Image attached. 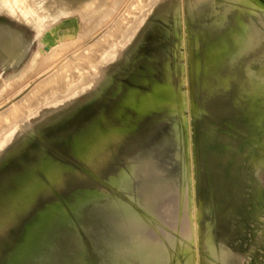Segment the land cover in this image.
Returning a JSON list of instances; mask_svg holds the SVG:
<instances>
[{"label":"bare ground","instance_id":"bare-ground-1","mask_svg":"<svg viewBox=\"0 0 264 264\" xmlns=\"http://www.w3.org/2000/svg\"><path fill=\"white\" fill-rule=\"evenodd\" d=\"M108 1L0 0L2 8L8 9L13 14L20 12L24 22L38 32L35 37L29 38L16 28L0 24V54L9 55L13 67L16 66L17 69L22 64L29 56V51L34 43H36V49L29 56V70L27 72L33 71L42 75L44 71L48 68L50 69L59 59L63 58L49 72L48 76L44 77L42 82L35 85L28 94L26 93L27 95L24 98L0 114V118L7 116L12 119L11 125L0 128V154L13 141L17 139L20 141L19 145L7 151L0 161V196L5 192L10 194L8 195L10 196L8 197L9 199L6 200L7 197H5V204L10 203L12 212H10L9 217L13 218L11 224L17 223V221H14L15 218L23 217V213L30 207V203L34 201L36 195L42 194L48 189L58 191L60 187H65L67 184L74 186L70 188H75L74 183L76 184V182L74 181V177L77 179V173L67 174L66 166H62L59 160L47 150V147L60 146L61 148H66L68 154H73L82 159L81 161L85 162L90 170L98 171L97 174L91 173L93 176L101 177L104 175L102 172H105L110 167L109 164L120 155L119 153L124 149L126 142L134 136L141 135L138 132L140 130V120L144 115L153 116L155 113H162L164 116L169 115L172 117L180 115L183 116L181 123L188 126V121L182 114L183 110L188 109L195 116L202 113V109L194 97L195 93L199 90L211 92L216 87L224 85L226 81L220 74V68L226 63V59H233L244 50L252 48L255 50V46L259 45L264 39L263 30L261 31L260 27H257L258 23L251 18H248L250 19V23H247L243 19L244 13L257 14V16L262 15L264 17V0H226L230 8L239 10L235 16L237 27L228 28L222 32H218L216 35H212L202 30L193 31L186 25V29L184 28L186 35L180 36L179 41L174 42L170 48L171 53L168 59L163 57L164 59L161 61L157 58L137 60L135 58V55L138 54L137 48L133 46L131 48V45L135 41L137 32L147 19L146 16L148 14L146 13L147 15L145 14L144 17L140 15L142 18L128 22V19L131 18V12H127L128 14L118 17L110 27L111 30L116 29L121 32L119 44H122L123 48L130 49H128L129 56L126 57L125 54H122L123 48L119 49V51H115L114 48L111 54L102 51L100 55L107 57L105 69L98 66L99 70L96 72V76L90 78L88 77L89 71L85 68L87 66V62L85 61L87 53L92 49V45L86 46L81 51L79 49L80 52H72V55L67 56L75 47V45L67 43L80 34L81 24L85 28L84 31L87 29L93 19L91 14L94 12L98 13V9L101 10L102 8L100 7H103L104 4L106 7L103 8L104 10L101 13L106 11ZM159 1L162 0H156V3L153 5H156ZM226 16V12L222 14L221 11L220 20L219 22L215 21V23L222 26L221 23L227 21ZM19 20L22 21L20 17ZM215 23L213 24L214 26L212 25L213 27H215ZM207 28L205 27V29ZM3 31L8 33V37L3 34ZM141 37L143 39V35ZM66 45L68 46L66 47ZM161 49L163 50V48ZM165 52L167 51L165 50ZM100 55L96 54V58L98 59ZM123 55L127 63H132V66H129L131 67L129 68V72L125 73L132 84H125L119 81L118 76L121 75L122 69L118 68L114 73L108 72L109 64L118 60ZM245 56H248V54H245ZM173 58H176V61L172 63L169 59ZM180 58H183L185 63L178 61ZM138 64H142L144 68H140ZM259 70L261 76H256L257 71L255 70H250L248 76L253 86L251 89L253 95L262 96L264 104V66ZM157 71H160L159 77L154 76ZM98 74L100 78H96ZM94 78H96V81L99 79L98 81L102 80L103 82L100 90L94 88L95 93L91 94L92 101L95 100L99 103L96 109L93 108L82 114H78L76 117L73 116L74 119L70 121L69 125L67 124V128H62L53 133H48L47 128L33 129L34 131L31 133V136H33L32 138L36 137L33 141L30 137L23 136V132L28 130L23 131V128H27L29 125L33 127L38 122L46 120L68 101L62 99L71 96L79 88L85 86L86 91H92L89 87L91 85V87H96V84L88 83L91 79L94 80ZM238 80L241 79L238 77ZM21 81L24 82L23 79ZM78 81L80 82L78 83ZM46 82L52 83L51 93H44L43 96L29 102V98L35 97L38 88ZM58 87H62L64 92H59L57 90ZM242 90L247 91L245 87ZM108 92L111 94L112 100L106 97ZM27 103L28 105L24 107ZM21 106H23L22 109L20 108ZM261 136L260 141L264 144V130ZM177 137L181 145L180 151L176 154L180 165V172L177 174L179 176L173 178L169 173L163 175L164 172L162 173V171H152V175L156 178L148 190L143 189L138 194H135L136 192L130 193L128 192V184L133 180V177L137 175H150V169H152L148 163L142 160V162L140 161L141 163H138L131 159L128 161L127 168H121L118 174L113 175L109 181L111 186L117 191V196L107 197L108 194L106 195L103 189L94 187V185H91V187V183H85L86 180H84V183L87 186L89 185L88 188H91L81 191L75 197L67 198L66 203L70 211L77 213L83 206H86L93 200H107L110 209L123 214L127 218L130 231L139 238L138 245L146 246L150 241L157 242L165 252L164 256L167 258V263H158L153 256H148L145 258L144 264H171L172 262L176 264H228L224 258L229 255V250L225 247L224 242H218L217 238L215 239L212 227L213 223L209 222L203 227L198 220L203 217V210L210 212L211 204H214L217 208L216 224L219 231L215 233L216 236L218 235L220 239L227 242L233 240V236H235L238 230L235 229L232 223L224 222L238 216L234 210L236 207L244 208V206H247V201L244 197V189L246 187L240 181H232L222 192L226 195L225 198H227L228 202L225 200L206 201L208 205L205 204L206 206H204L205 201L202 199L198 201L196 193L197 185L203 182V175L206 171L205 159L202 161V159L197 157V147L195 149L191 145L192 141L191 144L189 143L186 135L181 140V133L177 132ZM37 140L39 143H37ZM188 146L191 148L189 154L186 151ZM119 159H121L120 156L118 161ZM253 161L256 168L255 173H257L259 167L264 166V157L260 161L256 159H253ZM72 171L70 170V172ZM244 180L246 184L250 185L249 189H251L249 208H252L253 234H256V225H264V210L259 208L263 200L261 196V184L257 177L253 181H248L247 178ZM123 193H127L128 200H123L120 195ZM16 195H18L17 198L15 197ZM53 197L55 196L53 195ZM19 202L21 204L24 203V206H19ZM136 204L142 208V212L134 209V205ZM15 208L21 211H13ZM2 219L0 224H3L5 220L2 222ZM222 222L224 225H221ZM32 223L33 226L28 227L24 232V243L22 246H19L18 250L15 248L16 254L14 253L15 255L11 256L19 257L24 255L22 260L12 259L11 264H25L21 262L28 259L32 260L39 253L44 255L43 262L39 261L41 262L40 264H123V258L120 254L118 256L104 254L108 246L101 238V233L92 231L91 228L87 227V223H85L83 227L86 233L91 235L92 248H94L93 258L90 249L75 231L70 214L65 212L63 206L58 202L56 204L53 203L50 209H46L38 214ZM6 226L9 225L6 224ZM59 226L62 228L60 229ZM163 226L167 227L168 230L164 231L162 229ZM150 227L154 228L164 237L158 238L150 234L148 231ZM2 232L0 231V233ZM153 233L156 232L154 231ZM42 235L40 245L37 247L38 243L36 240L40 237L36 236ZM4 237L6 238V235ZM31 241L33 243L29 246ZM64 244H68V246L75 250L71 256L67 254L68 252L63 254L61 245ZM258 244L264 248V238ZM8 255H6V260L8 259ZM5 261H2V264ZM39 262L36 264H39ZM5 263L7 264V261Z\"/></svg>","mask_w":264,"mask_h":264},{"label":"rangeland","instance_id":"rangeland-1","mask_svg":"<svg viewBox=\"0 0 264 264\" xmlns=\"http://www.w3.org/2000/svg\"><path fill=\"white\" fill-rule=\"evenodd\" d=\"M154 3H156V0H109L108 8L104 13L101 12L102 10H104L103 8L106 7L105 4L103 5V7H100L102 8L101 10L98 9V13L94 12L93 14H91L93 19L91 20L85 31L83 24H81V28L79 31L80 34L75 36V38L67 43L69 45H75L73 51H71L67 56L72 55V52H80L83 48H86V46L88 47V45H92V49H90L89 53H87L86 55L87 59L85 62H87V66H85V68H87L89 71L88 77L93 78L94 76H96V72L99 70L98 66H101L103 69H105V65L107 63V57L101 56L100 53L102 51H106L108 52V54H111L114 51V48L115 51H119V49L121 50L123 48V45L119 44V37L121 32L117 31L116 29L111 30L110 25H112L118 17H121L122 15L128 14L130 12L131 18L128 19V22H131L134 19L136 20L138 18H142V16L144 17L146 13L148 14V16H146L147 19L141 25L137 32L135 41L131 45V48L132 46L137 48L138 54L135 55V58L137 60H149L148 58H157L159 59V61H161L164 58L168 59V56L171 53V46L174 44V42L179 41L178 39L180 38V36L183 37V35H186V25H188L193 31L202 30L209 32L212 35H216L218 32H222L228 28L237 27L235 16L237 15V12L239 10L236 8H230L228 5V1L226 0H162L159 1L156 5H153ZM150 9L151 11H149ZM221 11L222 14L226 12L227 21H224L223 23H221L222 26H219L215 23V21L219 22ZM16 14H13L8 9L2 8L0 6V24L16 28L24 35H27L29 38L35 37L38 32L24 22L23 16L20 15V12H16ZM19 17L22 19V21L19 20ZM248 18H251L256 23H258L257 27H260L259 29L261 31L263 30L264 33V17L262 15L257 16V14L244 13L243 19L247 23H250V19ZM213 22L216 24L215 27H213ZM178 26L180 27V29ZM205 27L208 28L205 29ZM215 28H217L216 31ZM212 30L215 32H213ZM3 34L8 37V33H5V31H3ZM142 35L143 39L141 37ZM115 44L117 45L115 46ZM67 46L68 45H66V47ZM160 47L163 48V50ZM35 49L36 43H34L31 47L29 56L33 53V51H35ZM123 49L124 50L122 51V54H125V56L128 57V51L130 49ZM165 50L167 52H165ZM253 50L254 48L244 50L238 53L233 59H226V63L220 68V74L226 81L224 85L216 87L211 92H204L203 90H199L197 93H195L194 97L202 109L201 112L204 113H199L195 116L191 114L188 109L183 110L182 114L187 119L188 126L181 123V118L183 116L180 115H176L174 117L169 115L164 116V114L162 113H155L153 116L144 115L140 120V130L138 132L139 134L141 133V135L136 134L138 136H134L132 137V139L126 142L124 149L119 153L120 155H118L117 159L109 164L110 167L107 168L105 172H102V174L104 173V175L101 176L102 178L93 176L91 173L97 174L98 171L90 170L88 165L85 162L81 161L82 159H79V157L73 154H68L66 148L62 147L64 149L63 151L60 146L47 147V150L56 159L59 160V163L64 167L66 166L67 174L77 173L78 180L76 179V177H74V181L76 182V184L74 183L75 188H70L74 186L69 184H67V186L65 187H60L58 191H52L48 188H45L48 190H45L44 193L36 195L34 197V201L30 203V207L26 209L27 211L25 210L22 215L23 217H17L14 219V221H17L16 224H11V222H13V218L9 217L10 212H12L10 203L5 204V197H7L6 200L9 199L8 197L10 196L8 195L10 194H8V192H5L2 196H0V222L1 218H3L2 222L5 219L3 224H0V231H3L2 233H0V243L2 244H0V264H2V261L6 260V255H8L9 253L11 254L8 255V259L6 260L7 264H11L12 259L18 261L22 260V257L24 255H21L19 257L11 256H13L14 253L16 254V250H18L20 248L19 246H22V244L24 243L23 235L25 230L28 227L33 226L32 222L35 220L38 214L46 209H50L53 203L56 204V202L60 203V205L63 206V210L70 214L75 231L83 239L86 246L90 249L91 256L93 258L94 248H92L91 235L86 233L83 227L85 223H87V227L91 228L92 231L101 233V238L108 246L104 254H114L116 256L120 254L123 258V264H144V260L148 256H153L158 263H167V258L166 256H164L165 252L157 242L150 241L149 244H146V246L138 245L139 238L137 235L133 234L130 231L127 218H125L123 214H119L110 209L109 202L107 200H93L86 206H83L79 211H77V213H73L72 211H70V208L66 203V199L77 196L81 191L85 189H90L92 187L91 185L103 189L106 195H109H107V197L117 196V191L111 186L109 181L113 175L118 174L121 168H127V164L129 163L128 161L131 159L137 161L138 163L142 160L143 162L148 163L150 168L152 169H150V175H137L136 177H133V180L128 184V192L130 193L136 192L135 194H138L143 189L148 190V188L150 187V185H152V182H154L156 178L154 175H152V171H162V173L164 172L163 175L169 173V175H171L173 178L175 176H179L177 174L180 172V165L176 154L180 151L181 145L180 140L177 137V132L181 133V140H183V137L186 135L188 137L189 143L191 144L192 141L191 145L195 149L197 147V157L199 159H202V161H204L205 159L204 162L206 164V171L203 175V182L197 185L196 193L198 201L201 199L205 201V203L203 204L204 206L208 205L206 204V201L208 202L214 200H225L226 202H228L227 198H225L226 195L222 192L232 181H240V183H242L243 186L246 187L244 189V197L247 201V206H244V208L236 207L234 210L238 216H236L234 219H229L224 222L232 223L235 229L238 230L235 233V236H233V240L227 242L220 239L218 235L216 236L215 233L218 231V225L216 224L217 208L214 204H211L210 212L203 210V217H201L198 221L203 227L206 226L209 222L213 223L212 227L215 239L217 238L218 242H224L225 247H227V249L229 250V255L224 258L225 260H227L228 264H264V248L260 246V244H258L264 238V225L257 224V233L253 234L254 224L251 215L252 208H249L251 189H249L250 185L248 183L246 184V181L244 180L247 178L248 181H253L257 177L261 184V196L263 199L260 203L259 208L264 210V166H260L257 173H255L256 168L253 161V159L260 161V159L264 157V144H262L260 141V139L262 138L261 134L264 130V104L262 102V96L253 95L251 91L253 86L251 85L248 76L250 70L257 71L258 73L256 72L255 75L261 76V74H259V69L263 68L264 66V39L260 42L259 45L255 46V50ZM163 51L165 52V54ZM96 54L100 55V57H98L99 61H101L100 63L96 58ZM245 54H248V56H245ZM166 55L167 57H165ZM4 56L5 55L3 53L0 54V59L4 58ZM7 56L9 57V55ZM29 56L17 69L16 66H12L13 73L11 75V84H14L16 86L10 85L12 89L11 95L9 94L10 96L2 97V95L8 94V91H2V93L0 94V114L6 111L7 108L11 107V105L17 103V101H20L22 98H24L33 89V87L42 82L44 80V77L46 78L49 72L59 64V61L63 59H59L55 65H53L50 69L48 68L46 70L47 72L44 71L41 75V73L37 74L33 71V73L27 72L29 70ZM125 56L123 55L118 60L113 61V63L109 64L108 72L114 73L118 68H120L122 69V72L120 73L121 75H119L120 77L118 76L119 81L125 84H132L129 77L126 75L129 72V68H131L129 66H132V63H127L126 58H124ZM240 58L243 60H241ZM136 59L135 61H137ZM169 61L173 63L174 61H176V58H173L171 60L169 59ZM178 61L185 63V60L183 58H180V60ZM138 66L140 68H144L142 64H138ZM1 69L4 73L5 67L0 66V70ZM8 72L10 73V71ZM159 73L160 71H157L154 76L159 77ZM99 74L96 78L99 77ZM26 76L28 77L26 78ZM238 77L241 80H238ZM96 78H94L95 81L91 79V81H89L88 83L96 84V87H91L92 85L89 87L92 91H86L85 86L79 88L76 93L72 94L71 96L62 99L68 101H66V103L59 110L51 114L46 120L38 122L33 127L29 125L27 128H23V131L28 129L27 131L23 132V136L30 137L33 141L34 139H36V137L32 138L33 136H31V133L34 130L47 128L48 133H53L55 131H59L62 128L65 129L71 123L70 121H73L74 117L78 116V114H82L83 112L91 110L93 108L96 109L99 103H97L95 100L92 101L91 94L95 93V89L100 90L102 86L101 84L103 83L102 80L98 81L99 79L97 80V82ZM22 79L25 83L21 81ZM19 82L22 83H20L21 86L24 84L23 88L26 86L27 90H21V86L20 84H18ZM79 82L80 81H78V83ZM51 84L52 83L46 82L41 87H39L36 91L37 97L35 96L33 98H29V102L30 100L38 99V97L43 96L44 93H51ZM243 86L247 89V91L242 90L244 88ZM57 90L61 93L62 91L64 92V89L62 87H58ZM238 95L241 97H239ZM106 97L110 98L109 100L113 99L109 92L107 93ZM28 103L24 105V107H26ZM20 108L22 109L23 106H21ZM155 116L157 119H159L157 120ZM11 122L12 119L10 117L6 116L0 118V128L11 125ZM19 142L20 141L17 139L10 143L5 148V150L1 152L0 161L2 160L6 152L19 145ZM37 143H39L38 140ZM190 150L191 148L190 146H188L186 148L188 154ZM119 156L122 160L119 159L118 161ZM69 167H71L72 169ZM171 169L172 171H170ZM70 170L73 171L70 172ZM105 177L107 180L104 179ZM80 178L83 182L80 180ZM90 179L92 180L91 182ZM84 180H86L85 183H91L90 188H88L89 185L87 186L84 183ZM127 193L120 194L123 200H128ZM52 194L55 197H53ZM48 195L51 197H49ZM17 196L18 195H16L15 197L17 198ZM23 204L24 203H18L19 206H22ZM134 209L139 212L143 211L138 204L134 205ZM13 211L17 212L21 210L15 208ZM6 224H8L9 226H6ZM13 225L15 226L13 227ZM221 225H224L223 222ZM61 228L62 227H60V229ZM162 229L164 231L168 230L167 227L164 226L162 227ZM148 231L155 237H164L163 235L161 236V233H159L152 227H150ZM152 231H155L156 233H153ZM4 235H6V238L4 237ZM36 237H40L38 240H36V242L38 243V247L43 235ZM32 243L33 242L31 241L29 246H31ZM68 248L70 249L69 251ZM61 249L63 254H66L68 252L67 254H70L69 256H71L75 251L73 248L68 246V244L61 245ZM43 257L44 255L42 253H39L38 255H35L34 259H28L27 261L23 260V262L21 263L36 264L37 262L42 261ZM5 262H3V264H6ZM40 263L41 262H39V264ZM171 264L176 263L172 262Z\"/></svg>","mask_w":264,"mask_h":264},{"label":"crops","instance_id":"crops-1","mask_svg":"<svg viewBox=\"0 0 264 264\" xmlns=\"http://www.w3.org/2000/svg\"><path fill=\"white\" fill-rule=\"evenodd\" d=\"M4 58L0 59V66H3L5 67V72L3 73L2 69L0 70V94L2 93V91H8V94H5V95H2V97H8L11 95V92H12V89L8 87H10L11 83H12V78H11V75H12V64H11V58H9L7 56V54H4ZM9 68V69H7ZM10 71V73L8 72ZM9 73V74H8ZM10 83V84H8ZM21 90H27V87L25 86L23 88V86L20 87ZM10 94V95H9ZM1 96V95H0Z\"/></svg>","mask_w":264,"mask_h":264}]
</instances>
